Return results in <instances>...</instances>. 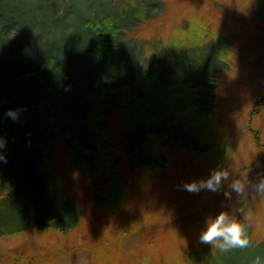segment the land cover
<instances>
[{"label":"trees","instance_id":"obj_1","mask_svg":"<svg viewBox=\"0 0 264 264\" xmlns=\"http://www.w3.org/2000/svg\"><path fill=\"white\" fill-rule=\"evenodd\" d=\"M163 11L162 0H0V237L63 234L89 211L110 214L129 173L162 167L165 147L222 155L212 146L218 76L231 69L235 38L145 36ZM250 240L248 249L264 247ZM215 249L201 246L183 264H209Z\"/></svg>","mask_w":264,"mask_h":264},{"label":"rangeland","instance_id":"obj_2","mask_svg":"<svg viewBox=\"0 0 264 264\" xmlns=\"http://www.w3.org/2000/svg\"><path fill=\"white\" fill-rule=\"evenodd\" d=\"M85 1L78 0L80 5ZM120 1L105 3L113 7ZM162 1L164 11L143 28L145 36L161 38L165 44L181 43L197 33L235 38L231 69L218 76L217 116L222 128H217L212 146L217 150L222 145V155L165 147L162 167L129 173V189L119 208L99 218L89 211L63 234L36 231L2 236L0 264H183L185 256L192 257L206 245L199 237L222 211L246 223L253 242L264 241V196L251 186L242 196L233 192L230 200L223 195L230 190L227 183L219 192L184 190L185 184L207 179L217 168L229 169L231 178L245 183L264 178L252 138L257 130L264 143V0ZM14 49L21 54L19 49L24 48ZM260 252L264 247L259 252L215 249L207 262L251 264Z\"/></svg>","mask_w":264,"mask_h":264},{"label":"clouds","instance_id":"obj_3","mask_svg":"<svg viewBox=\"0 0 264 264\" xmlns=\"http://www.w3.org/2000/svg\"><path fill=\"white\" fill-rule=\"evenodd\" d=\"M19 110H9L5 115L13 121L18 119ZM6 146V141L0 138V149ZM0 161L6 162V158L0 152ZM228 184V191H224L225 199L230 200L232 193L242 196L249 186L258 194L264 196V178H260L258 182L250 184L240 179L231 178V173L227 168H217L210 172L207 179L192 181L184 185V190L191 193H199L201 191L219 192L224 184ZM241 215L245 220L248 218L243 209ZM199 241L202 244L210 245L221 252L227 253L234 249H245L251 246V240L248 234L247 224L240 219L230 215L226 211L220 212L214 219H210L206 229L201 233ZM251 264H264V258L256 256L251 260Z\"/></svg>","mask_w":264,"mask_h":264}]
</instances>
